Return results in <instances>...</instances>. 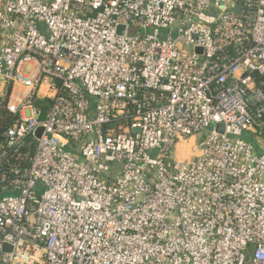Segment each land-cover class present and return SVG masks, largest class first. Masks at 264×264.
I'll return each mask as SVG.
<instances>
[{"label": "built area", "instance_id": "1", "mask_svg": "<svg viewBox=\"0 0 264 264\" xmlns=\"http://www.w3.org/2000/svg\"><path fill=\"white\" fill-rule=\"evenodd\" d=\"M0 264H264V0H0Z\"/></svg>", "mask_w": 264, "mask_h": 264}, {"label": "rangeland", "instance_id": "2", "mask_svg": "<svg viewBox=\"0 0 264 264\" xmlns=\"http://www.w3.org/2000/svg\"><path fill=\"white\" fill-rule=\"evenodd\" d=\"M206 133L203 132L202 135H198V142H200L204 137ZM243 139L245 140H248L254 144L257 145V141L256 139L254 138V136L248 132V131H244L242 136H241ZM181 147V149L183 150V152L186 154V155H189L190 153L194 154V153H197V145L194 144V139H191V140H187V141H182L179 145H178V148ZM150 153L153 155V156H157L158 154V151H150ZM179 153V149H177L176 151V154Z\"/></svg>", "mask_w": 264, "mask_h": 264}, {"label": "water", "instance_id": "3", "mask_svg": "<svg viewBox=\"0 0 264 264\" xmlns=\"http://www.w3.org/2000/svg\"><path fill=\"white\" fill-rule=\"evenodd\" d=\"M123 30H124V27H123V26H120V27H119V31H120V32H123ZM217 128H218V131H220V132H223V131H224V127H223V125H218ZM41 131H42V128L39 129V133H41ZM4 247L7 249L8 245L5 244Z\"/></svg>", "mask_w": 264, "mask_h": 264}, {"label": "bare ground", "instance_id": "4", "mask_svg": "<svg viewBox=\"0 0 264 264\" xmlns=\"http://www.w3.org/2000/svg\"><path fill=\"white\" fill-rule=\"evenodd\" d=\"M178 155H179V157H185V156H187V155L183 152V150L181 149V147H179V153H178Z\"/></svg>", "mask_w": 264, "mask_h": 264}]
</instances>
